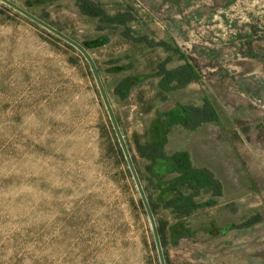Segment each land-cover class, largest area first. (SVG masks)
Returning <instances> with one entry per match:
<instances>
[{"label":"rangeland","instance_id":"374dc122","mask_svg":"<svg viewBox=\"0 0 264 264\" xmlns=\"http://www.w3.org/2000/svg\"><path fill=\"white\" fill-rule=\"evenodd\" d=\"M12 1L80 43L109 36L88 51L137 159L155 111L213 108L216 120L193 131L173 127L165 150L189 151L222 194L189 217L188 237L175 239L170 209H156L162 248L168 264H264V0H95L108 13L133 6L132 29L173 41L194 64L198 79L167 99L152 76L161 48L99 30L75 0ZM127 75L136 84L122 97L114 89ZM108 121L80 52L0 1V264H159Z\"/></svg>","mask_w":264,"mask_h":264},{"label":"trees","instance_id":"16d2710c","mask_svg":"<svg viewBox=\"0 0 264 264\" xmlns=\"http://www.w3.org/2000/svg\"><path fill=\"white\" fill-rule=\"evenodd\" d=\"M75 3L82 14L94 17L99 21V30L115 27L121 28V34L126 40L145 43L149 47H159L167 53L163 59L156 62L152 75L158 78L157 86L160 90L162 99H167V93L180 89L198 79L197 69L194 64L188 60L173 41L155 40L147 35L138 34L135 29H132L131 22L138 23L140 21L137 10L133 6L125 4L123 8L117 12L108 13L102 4L95 0H75ZM36 16L46 21L42 16ZM46 22L51 24L48 21ZM56 38L59 39L57 36ZM64 43L75 50V48L67 42L64 41ZM108 43L109 36L106 34H99L95 37L85 39L80 44L88 50L102 47ZM173 56L183 60V62L179 65L170 67L169 64L173 60ZM132 67L133 65L130 62L123 64L115 63L112 70L123 72L130 70ZM97 68L100 73L98 65ZM129 78V75L124 77V80L115 87V93L122 97L128 95L132 87L136 84V81L130 83L128 81ZM213 120H216L215 111L208 104L197 106L176 101L172 107L164 111H155L148 127L142 134V140L136 143L139 159H137L132 152L124 136L153 215L155 217V211L158 208L170 209L174 219V223L171 225L170 230L175 239L189 236L191 233V228L188 223L189 217L199 208L214 206L217 203V197L222 194V185L220 180L209 168L197 167L193 164L189 151L176 150L172 153H167L165 145L168 140V134L173 127H182L186 130L193 131L203 123ZM108 125L112 132V145L119 159L124 164L127 175L133 183L136 193L135 203L142 213L146 215L143 203L135 187L110 120L108 121ZM143 165L145 168H142ZM163 166H165L166 169H164L165 167ZM202 192H209L210 197L205 200H198L197 197L202 194ZM155 220L159 239L164 248L167 233L164 226L156 218ZM152 242L154 243L153 236ZM163 254L166 264H168V258L164 250Z\"/></svg>","mask_w":264,"mask_h":264},{"label":"water","instance_id":"95a60500","mask_svg":"<svg viewBox=\"0 0 264 264\" xmlns=\"http://www.w3.org/2000/svg\"><path fill=\"white\" fill-rule=\"evenodd\" d=\"M0 1L2 3H4L5 5L11 7L13 10L17 11L18 13L22 14L23 16L27 17L31 21L35 22L36 24H38L42 28L46 29L50 33L54 34L55 36L59 37L60 39L64 40L68 44H70L72 47H74L75 49H77L81 53V55L84 57V59L88 63V66L90 68V71L92 73L94 81L96 83V87H97L98 92L100 94V97L102 99V103H103V105L107 111L109 120H110L111 125L113 127L114 133L117 137L119 146H120L122 153L124 155V158L127 162V165H128L129 170H130V173H131L132 179L134 181L135 187H136L137 192L139 194V197L143 203V206H144V209H145V212H146L149 224H150L151 233L153 236L154 245H155L156 253L158 256L159 264H166L165 257L163 254V248H162V245H161V242L159 239V235H158V231H157V223H156L155 217H154L153 212L150 208V205H149L148 199L146 197L145 191L143 189V185L141 183V180H140L138 173L135 169V166H134V163L132 161L129 149H128L127 144L125 142L123 132L121 131L119 123L116 119V116H115V113L113 111L109 96L107 94L104 83L101 79V76H100V73L98 71V68H97V65L95 63L94 58L89 53V51L83 45H81L78 41L71 38L67 34L63 33L62 31L58 30L56 27L52 26L51 24L47 23L46 21L40 19L38 16H36L35 14L26 10L25 8L21 7L20 5L16 4L12 0H0Z\"/></svg>","mask_w":264,"mask_h":264},{"label":"crops","instance_id":"0c3cea01","mask_svg":"<svg viewBox=\"0 0 264 264\" xmlns=\"http://www.w3.org/2000/svg\"><path fill=\"white\" fill-rule=\"evenodd\" d=\"M205 150H207V149H205ZM198 167V166H197ZM200 167H206V166H200ZM208 168V167H207ZM210 169V168H209Z\"/></svg>","mask_w":264,"mask_h":264}]
</instances>
